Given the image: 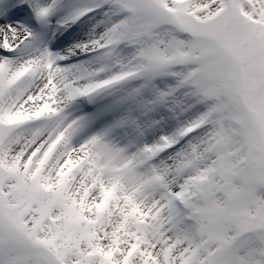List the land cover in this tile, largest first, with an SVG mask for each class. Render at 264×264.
<instances>
[{"label":"snow or ice","instance_id":"6c2138e0","mask_svg":"<svg viewBox=\"0 0 264 264\" xmlns=\"http://www.w3.org/2000/svg\"><path fill=\"white\" fill-rule=\"evenodd\" d=\"M0 264H264V0H0Z\"/></svg>","mask_w":264,"mask_h":264}]
</instances>
